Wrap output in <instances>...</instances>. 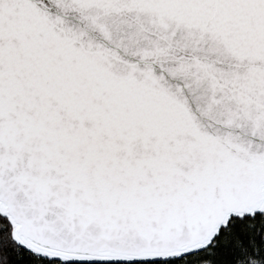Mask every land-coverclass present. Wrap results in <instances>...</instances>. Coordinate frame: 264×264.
Wrapping results in <instances>:
<instances>
[{"label": "snow or ice", "instance_id": "obj_1", "mask_svg": "<svg viewBox=\"0 0 264 264\" xmlns=\"http://www.w3.org/2000/svg\"><path fill=\"white\" fill-rule=\"evenodd\" d=\"M0 264H264V0H0Z\"/></svg>", "mask_w": 264, "mask_h": 264}]
</instances>
